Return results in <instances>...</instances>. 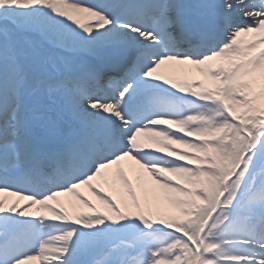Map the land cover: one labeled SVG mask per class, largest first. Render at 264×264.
Segmentation results:
<instances>
[{
  "label": "snow or ice",
  "instance_id": "obj_1",
  "mask_svg": "<svg viewBox=\"0 0 264 264\" xmlns=\"http://www.w3.org/2000/svg\"><path fill=\"white\" fill-rule=\"evenodd\" d=\"M0 264H264V0H0Z\"/></svg>",
  "mask_w": 264,
  "mask_h": 264
},
{
  "label": "bare ground",
  "instance_id": "obj_2",
  "mask_svg": "<svg viewBox=\"0 0 264 264\" xmlns=\"http://www.w3.org/2000/svg\"><path fill=\"white\" fill-rule=\"evenodd\" d=\"M81 190L84 191V192L86 191V189H81ZM5 196H6V199H8L9 201H13V200L16 199L15 197H8L7 194H5ZM61 199H65L66 200L67 198H63L62 197Z\"/></svg>",
  "mask_w": 264,
  "mask_h": 264
},
{
  "label": "rangeland",
  "instance_id": "obj_3",
  "mask_svg": "<svg viewBox=\"0 0 264 264\" xmlns=\"http://www.w3.org/2000/svg\"><path fill=\"white\" fill-rule=\"evenodd\" d=\"M85 195H87L89 197V199H92L94 202H96L95 198L90 193H88L87 190L85 191Z\"/></svg>",
  "mask_w": 264,
  "mask_h": 264
}]
</instances>
